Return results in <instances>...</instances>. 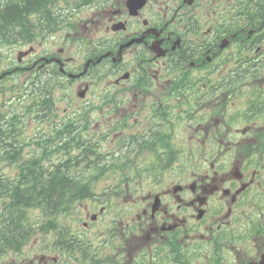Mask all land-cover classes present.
I'll return each mask as SVG.
<instances>
[{
    "label": "flooded vegetation",
    "instance_id": "1",
    "mask_svg": "<svg viewBox=\"0 0 264 264\" xmlns=\"http://www.w3.org/2000/svg\"><path fill=\"white\" fill-rule=\"evenodd\" d=\"M104 18L89 15L84 27L92 50L109 69L106 130L111 157L119 154L118 142L149 145L156 175L170 173L176 157L174 124L182 130L183 143L199 140L209 128L221 137L225 121L213 117L209 122L207 116L239 108L247 87L264 86V74L221 70L232 62L238 69L264 58V0H114ZM241 49L248 55L243 62ZM160 109L169 124L160 121ZM220 143L224 156L231 147L226 139ZM206 166L201 158L198 170ZM244 169L238 159L231 174H220L212 164V174L193 172L192 179L178 184L141 188L134 203L145 238L158 241L167 225L179 236L196 231L203 227L198 212L204 209L205 218L229 225L230 219L219 218L231 209L228 191L256 182L255 173L250 177ZM248 190L238 196L234 215Z\"/></svg>",
    "mask_w": 264,
    "mask_h": 264
},
{
    "label": "rangeland",
    "instance_id": "2",
    "mask_svg": "<svg viewBox=\"0 0 264 264\" xmlns=\"http://www.w3.org/2000/svg\"><path fill=\"white\" fill-rule=\"evenodd\" d=\"M58 93H62V90L58 91ZM181 144L185 145V148H181V152L175 161V169L170 173H165V175L158 177L156 181L143 178L142 182H140L135 187L136 195H139L140 188H145L146 186L149 188L154 185H167L173 182L178 183V180L186 177L185 169L188 165L193 164L191 160L198 154V149H190L189 146L191 143L181 142ZM108 147L109 146H107V148ZM207 149H210V147H207ZM138 161L140 165H145V160L143 158H139ZM105 185L106 184L102 185L101 182L96 184L95 187L101 188L102 190ZM130 200L131 197L127 196L120 204L108 208L105 214H100V209L102 207L101 205L92 204L95 202V200L80 201L75 205V216L78 217V219L83 218L84 221L91 223L90 218L92 215H100L98 221L92 223L88 228L89 230H86L82 234L83 238L86 239L88 244H91V246L94 247V244L100 241L101 235H104L103 233L110 232V229L118 227V224H121V222L126 223L127 221L135 218V214L138 209L136 205L128 204V201ZM75 216L72 215L71 218L75 219ZM78 227L81 226L78 224Z\"/></svg>",
    "mask_w": 264,
    "mask_h": 264
},
{
    "label": "trees",
    "instance_id": "3",
    "mask_svg": "<svg viewBox=\"0 0 264 264\" xmlns=\"http://www.w3.org/2000/svg\"><path fill=\"white\" fill-rule=\"evenodd\" d=\"M14 19H15V17H13V18H6L5 21H4V19H1V18H0V25H1V23L4 22L5 25H10V26H11L12 21H13Z\"/></svg>",
    "mask_w": 264,
    "mask_h": 264
}]
</instances>
